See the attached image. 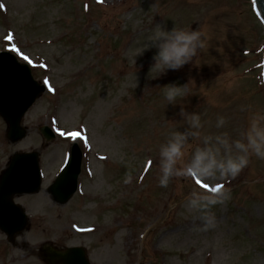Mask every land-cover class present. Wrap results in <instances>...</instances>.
<instances>
[{
  "label": "rangeland",
  "instance_id": "rangeland-1",
  "mask_svg": "<svg viewBox=\"0 0 264 264\" xmlns=\"http://www.w3.org/2000/svg\"><path fill=\"white\" fill-rule=\"evenodd\" d=\"M253 1L0 0V52L47 85L23 121L24 140L9 142L0 117V174L14 153L35 151L43 175L39 194L15 199L30 223L13 244L0 231V264H48L44 243L84 247L91 264H264V160L251 158L226 181L181 176L162 188L157 179L158 146L178 119L160 86L193 79L183 103L198 106L204 132L224 116L222 130L235 133L248 110H264V24ZM157 24L203 34L198 67L148 77L155 49L134 63ZM44 125L57 134L50 143ZM74 143L83 151L78 191L56 204L47 189ZM197 179L229 190L211 209L215 227L204 229L200 214L183 207L193 190L212 193Z\"/></svg>",
  "mask_w": 264,
  "mask_h": 264
},
{
  "label": "clouds",
  "instance_id": "clouds-1",
  "mask_svg": "<svg viewBox=\"0 0 264 264\" xmlns=\"http://www.w3.org/2000/svg\"><path fill=\"white\" fill-rule=\"evenodd\" d=\"M205 47L206 38L199 30L175 25L168 29L157 24L135 50L134 63L145 51L155 49L148 77L152 72L159 73L160 77L169 71H179L185 65L197 66L195 58ZM192 81L190 78L185 83L174 81L160 86L166 107L178 108L175 126L167 131L158 146L157 179L158 186L162 188H166L173 178L181 176H196L206 183L226 181L246 168L251 158L264 160V110H248L244 126L235 133L222 130L226 125L224 116H217L214 125L216 131L204 132L203 113L198 106L189 111L187 104L183 103ZM137 83L136 79L135 86ZM190 148V155L185 159ZM229 198L227 188L215 193L193 190L185 198L183 207L199 213L204 229H208L215 227L216 221L211 209Z\"/></svg>",
  "mask_w": 264,
  "mask_h": 264
},
{
  "label": "water",
  "instance_id": "water-1",
  "mask_svg": "<svg viewBox=\"0 0 264 264\" xmlns=\"http://www.w3.org/2000/svg\"><path fill=\"white\" fill-rule=\"evenodd\" d=\"M260 9L264 19V0H260ZM45 90V86L35 81L27 64L20 63L11 52L0 53V116L7 123V137L11 142L17 143L27 136L23 118ZM40 132L47 141L55 138L48 127L41 128ZM82 159V150L74 144L65 168L49 188L56 203L66 204L77 191ZM41 185L39 154H14L0 176V229L10 242L28 225L25 210L15 204L14 196L38 193ZM42 251L49 264H90L81 247L61 250L45 245Z\"/></svg>",
  "mask_w": 264,
  "mask_h": 264
},
{
  "label": "snow or ice",
  "instance_id": "snow-or-ice-1",
  "mask_svg": "<svg viewBox=\"0 0 264 264\" xmlns=\"http://www.w3.org/2000/svg\"><path fill=\"white\" fill-rule=\"evenodd\" d=\"M13 51H16V49L14 48ZM24 59L27 60L28 58L24 57ZM60 135L63 136L65 135V133L61 132ZM79 135L80 134L77 132L68 133V136L73 139L79 137ZM196 184H198L201 188L206 189L207 191L212 192V193L218 192L223 187L221 184H216L214 187H212L209 184L201 183L199 179L196 180Z\"/></svg>",
  "mask_w": 264,
  "mask_h": 264
},
{
  "label": "trees",
  "instance_id": "trees-1",
  "mask_svg": "<svg viewBox=\"0 0 264 264\" xmlns=\"http://www.w3.org/2000/svg\"><path fill=\"white\" fill-rule=\"evenodd\" d=\"M261 56H262V60H263V58H264V48L261 51Z\"/></svg>",
  "mask_w": 264,
  "mask_h": 264
},
{
  "label": "bare ground",
  "instance_id": "bare-ground-1",
  "mask_svg": "<svg viewBox=\"0 0 264 264\" xmlns=\"http://www.w3.org/2000/svg\"><path fill=\"white\" fill-rule=\"evenodd\" d=\"M256 6L259 7V0H255Z\"/></svg>",
  "mask_w": 264,
  "mask_h": 264
}]
</instances>
